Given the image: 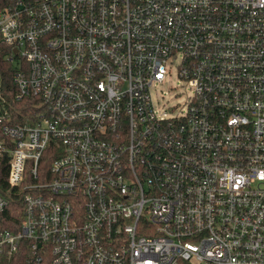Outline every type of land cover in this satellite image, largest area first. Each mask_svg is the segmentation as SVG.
I'll return each instance as SVG.
<instances>
[{"label":"built area","instance_id":"obj_1","mask_svg":"<svg viewBox=\"0 0 264 264\" xmlns=\"http://www.w3.org/2000/svg\"><path fill=\"white\" fill-rule=\"evenodd\" d=\"M0 45L40 107L0 117V257L264 264V0H4ZM175 58L188 95L160 106Z\"/></svg>","mask_w":264,"mask_h":264},{"label":"trees","instance_id":"obj_2","mask_svg":"<svg viewBox=\"0 0 264 264\" xmlns=\"http://www.w3.org/2000/svg\"><path fill=\"white\" fill-rule=\"evenodd\" d=\"M4 3V0H0ZM9 49L0 45V117H5L11 124H22L27 117L31 119L36 117L39 110V101L36 98H24L16 100V88L13 84V64L6 59ZM0 142H4L0 131ZM52 148H48L40 159L42 171H46L51 160L54 158ZM9 155L4 152L0 154V194L8 199L7 208L0 213V230H10L16 232L21 218L22 201L18 195V188L12 187L7 181V172L9 167ZM26 242L22 241L16 253L10 257L1 256L0 264H28ZM40 264H51L50 256L45 257Z\"/></svg>","mask_w":264,"mask_h":264},{"label":"rangeland","instance_id":"obj_3","mask_svg":"<svg viewBox=\"0 0 264 264\" xmlns=\"http://www.w3.org/2000/svg\"><path fill=\"white\" fill-rule=\"evenodd\" d=\"M178 59L175 58L166 66V74L164 80L156 85L157 100L160 106L180 108L188 95V88L177 76L176 68Z\"/></svg>","mask_w":264,"mask_h":264}]
</instances>
